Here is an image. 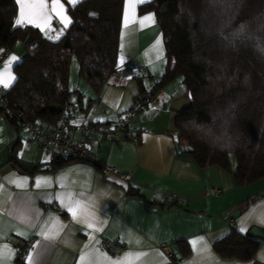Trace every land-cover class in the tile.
I'll return each mask as SVG.
<instances>
[{
  "label": "crops",
  "instance_id": "crops-1",
  "mask_svg": "<svg viewBox=\"0 0 264 264\" xmlns=\"http://www.w3.org/2000/svg\"><path fill=\"white\" fill-rule=\"evenodd\" d=\"M14 1V26L36 28L52 40L61 37L71 23L68 7L81 0H58L55 10L57 0H44L43 9L28 7L39 0H24L20 25L15 21L21 4ZM149 1L123 0L116 66L139 68L133 79L111 77L99 89L82 77L73 89L68 81L69 90L76 91L70 97L71 101L76 96V106L70 103L75 124L115 123L140 88L150 90L160 80L165 69L162 33L153 10L139 11ZM24 54L22 41L8 50L0 64L1 92L14 83V67ZM164 86L158 91L162 105L184 95L182 91L167 96ZM169 112L158 106L134 117L138 144L123 134L107 140L90 136L86 141L85 147L98 161L129 173V181L103 176L94 164L80 160L45 170L50 155L43 159L37 146L26 148L22 143L26 138L0 112V160L4 149L17 141V157L36 165L31 172L11 162L0 165V264H19L18 258L23 264H167L160 248L164 243L173 252L170 264H264V240L249 260L222 257L213 248L231 230L264 229V178L237 186L231 172L218 166L200 168L183 142L171 134L173 113ZM68 135L81 140L77 126ZM21 146L33 152L19 155ZM212 187L220 189V194L211 195ZM153 193H174L181 203L163 207L160 198L151 199ZM70 208L75 209V217ZM104 240L116 241L120 248L109 253L101 245ZM21 245L25 252L19 254Z\"/></svg>",
  "mask_w": 264,
  "mask_h": 264
},
{
  "label": "trees",
  "instance_id": "trees-1",
  "mask_svg": "<svg viewBox=\"0 0 264 264\" xmlns=\"http://www.w3.org/2000/svg\"><path fill=\"white\" fill-rule=\"evenodd\" d=\"M122 7L123 0H81L68 7L71 23L54 41L36 28L14 26L15 1L0 0V51L18 41L25 49L14 67V83L0 91L8 108L53 129L76 92L68 88L72 55L88 84L97 89L104 85L117 70ZM148 10L154 11L162 33L165 69L152 89L142 87L135 96L153 97L178 79L190 101L175 120L188 142L186 153L200 168L218 166L231 172L237 186L264 178V0H150L139 7L140 12ZM51 104L62 110H49ZM0 112L19 131L17 112ZM189 123L214 128L223 143L192 134L184 127ZM69 161H55L44 169ZM260 242L247 232L231 230L213 248L222 257L249 260Z\"/></svg>",
  "mask_w": 264,
  "mask_h": 264
},
{
  "label": "built area",
  "instance_id": "built-area-1",
  "mask_svg": "<svg viewBox=\"0 0 264 264\" xmlns=\"http://www.w3.org/2000/svg\"><path fill=\"white\" fill-rule=\"evenodd\" d=\"M7 53L8 49L0 51V64ZM138 70L139 68L137 67L117 68L112 77L121 78L123 81H129L134 78ZM161 97L160 92L156 93L153 97H145L142 95L135 96L127 111H125L115 123L109 126H100L86 121H80L78 124H75L70 115L73 106L69 104L68 108L63 111L54 123L53 129L51 130L44 129L25 118L21 113L11 110L8 108L6 101L1 97L0 108L6 110L9 115H13V113L17 112L15 114L19 123V132L26 138V148L31 145L48 147L50 150V164L63 159L80 160L94 164L103 176L113 175L120 180L129 181L131 178L129 173L121 172L114 166L106 165L98 161L96 157L87 150L85 143L90 136H93L97 140H107L117 138L120 134H123L134 144H138V133L132 128V120L142 110L158 107ZM74 126H77L80 132L81 140L79 141L72 140L68 135V130L72 129ZM171 134L175 138L179 136V132L176 129L172 131ZM50 164L47 167H49ZM210 194L217 196L220 194V189L212 187L210 189ZM157 198L161 199L163 207L181 203L180 199L174 193L164 195L151 194V199L156 200ZM101 245L109 253H114L120 248L119 243L110 240L102 241ZM160 248L168 259L167 264H170L173 260V252L170 246L164 243L160 245ZM18 251L19 254H22L25 252V247L21 245Z\"/></svg>",
  "mask_w": 264,
  "mask_h": 264
},
{
  "label": "rangeland",
  "instance_id": "rangeland-1",
  "mask_svg": "<svg viewBox=\"0 0 264 264\" xmlns=\"http://www.w3.org/2000/svg\"><path fill=\"white\" fill-rule=\"evenodd\" d=\"M61 36V35H60ZM60 37H57L56 39H52L54 41H57ZM79 79H81V76L79 75V68H78V63L77 60L75 58L74 55H72L70 63H69V72H68V81H69V87L71 89L76 88L75 86L78 84ZM168 84V83H167ZM164 86V93H166L167 96H170L171 93H176L177 95H181L182 91H183V86L180 84L179 80H173L171 82H169L168 85ZM170 92V93H169ZM170 94V95H169ZM76 96H73L70 103L73 104V106H76ZM75 100V101H74ZM163 102L160 100L159 101V107H167V109L169 108V104L170 101H166L165 105H162ZM170 111V110H169ZM171 113V112H169ZM171 116H169V120H170ZM184 127L187 128V130L189 132H191L194 135H202V134H206L208 135V140L211 142H214L215 144L217 143H223L222 141V137H220L219 135L215 134L214 128H210V129H206L204 127H199L198 125H194L192 123L189 124H184ZM182 139V140H181ZM179 140L181 142H183V144L188 147V142L186 140H184L183 138H181V136L179 135ZM22 143L26 144V141H23ZM25 147V146H24ZM24 147L21 146V148L19 149V155L20 154H30L33 152V150H27L25 151ZM38 151L41 150L42 152V158L45 159L47 158V155H50V150L48 147H37ZM230 158V164L234 165V155L230 154L229 155Z\"/></svg>",
  "mask_w": 264,
  "mask_h": 264
},
{
  "label": "water",
  "instance_id": "water-1",
  "mask_svg": "<svg viewBox=\"0 0 264 264\" xmlns=\"http://www.w3.org/2000/svg\"><path fill=\"white\" fill-rule=\"evenodd\" d=\"M190 105V101L186 95L179 96L177 98H174L171 100L169 110L173 113L172 117L170 118L169 122V130L172 132L175 130V120L176 116L181 114L184 110H186ZM49 110L60 112L62 110L60 105L57 104H51L49 106ZM18 142L13 141L10 143L3 151L2 158L0 160V165H3L5 163H13L20 169H22L25 172H31L36 168L35 164L27 163L22 161L17 157L15 148L17 146ZM248 235L256 237L260 240H264V229L253 226L248 230Z\"/></svg>",
  "mask_w": 264,
  "mask_h": 264
},
{
  "label": "snow or ice",
  "instance_id": "snow-or-ice-1",
  "mask_svg": "<svg viewBox=\"0 0 264 264\" xmlns=\"http://www.w3.org/2000/svg\"><path fill=\"white\" fill-rule=\"evenodd\" d=\"M73 2H75V0H73ZM17 3L21 4V10H20V18L16 19L15 24L16 25H20L22 23L23 19H24V0H17ZM57 4H58V0H57V3L53 5V10L56 9ZM45 6L46 5L44 4V0H39L38 4H30V5H28V7H30V8H37L38 7L40 9H43ZM145 19L146 20H151L152 17H145ZM12 59L14 60L15 57H12ZM0 82H3V81H0ZM5 86H7V84H5ZM69 210L72 212L73 216L75 217L76 216L75 209L74 208H70ZM261 222L264 223V220H262ZM89 227H92V225L89 224ZM242 231H243V229H242ZM196 243H197L196 241H193V244H196ZM117 264H120V262H117Z\"/></svg>",
  "mask_w": 264,
  "mask_h": 264
},
{
  "label": "clouds",
  "instance_id": "clouds-1",
  "mask_svg": "<svg viewBox=\"0 0 264 264\" xmlns=\"http://www.w3.org/2000/svg\"><path fill=\"white\" fill-rule=\"evenodd\" d=\"M176 129V128H175Z\"/></svg>",
  "mask_w": 264,
  "mask_h": 264
}]
</instances>
